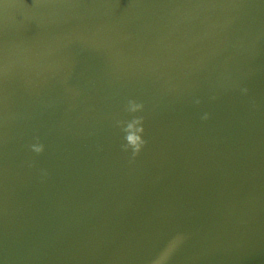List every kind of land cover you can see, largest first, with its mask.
Segmentation results:
<instances>
[{
  "label": "water",
  "instance_id": "obj_1",
  "mask_svg": "<svg viewBox=\"0 0 264 264\" xmlns=\"http://www.w3.org/2000/svg\"><path fill=\"white\" fill-rule=\"evenodd\" d=\"M0 264H264V0H0Z\"/></svg>",
  "mask_w": 264,
  "mask_h": 264
},
{
  "label": "clouds",
  "instance_id": "obj_2",
  "mask_svg": "<svg viewBox=\"0 0 264 264\" xmlns=\"http://www.w3.org/2000/svg\"><path fill=\"white\" fill-rule=\"evenodd\" d=\"M144 104L140 101H137L134 98L128 99L127 103L124 106V112L130 116L128 119H117L115 125L123 133V143L121 149L124 152H130L131 157L134 159L138 156L147 143L143 137L144 129V117L142 115H136L143 111ZM205 119H207V114H205ZM30 148L33 152L40 154L44 151V144L37 142L30 145Z\"/></svg>",
  "mask_w": 264,
  "mask_h": 264
}]
</instances>
